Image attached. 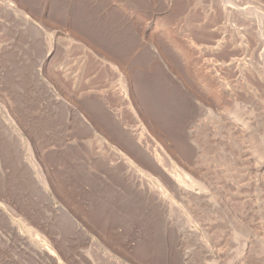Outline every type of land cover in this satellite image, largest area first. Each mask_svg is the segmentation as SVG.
Instances as JSON below:
<instances>
[{
    "label": "rangeland",
    "instance_id": "374dc122",
    "mask_svg": "<svg viewBox=\"0 0 264 264\" xmlns=\"http://www.w3.org/2000/svg\"><path fill=\"white\" fill-rule=\"evenodd\" d=\"M212 1L0 0V264H264V55L252 49L255 32L264 43V0H239L242 11L226 15L213 4L225 1ZM79 100L107 107L108 120L87 121L111 148L137 162L129 136L151 137L140 145L161 147L210 204L175 200L153 212L76 180L68 160L86 148L65 117L81 114ZM189 130L199 159L181 148ZM64 185H78L77 196ZM120 202L135 215L118 216ZM153 234L162 240L155 252Z\"/></svg>",
    "mask_w": 264,
    "mask_h": 264
},
{
    "label": "bare ground",
    "instance_id": "6f19581e",
    "mask_svg": "<svg viewBox=\"0 0 264 264\" xmlns=\"http://www.w3.org/2000/svg\"><path fill=\"white\" fill-rule=\"evenodd\" d=\"M212 1V0H211ZM216 1V0H214ZM225 1L224 4H219V3H213L216 5V7H214V9H217L216 11H220V14L222 13V15H226V11H228V13H237L242 11V9L240 8L239 4V0H223ZM258 1V0H257ZM213 2V1H212ZM218 2V1H217ZM222 2V1H221ZM212 5V4H210ZM229 7H228V6ZM214 6V5H213ZM211 8V6H210ZM213 9V8H212ZM11 10V9H10ZM116 12V11H115ZM119 12V11H118ZM210 12V10H209ZM212 12V11H211ZM210 12V13H211ZM214 12V11H213ZM212 12V15H213ZM244 12V11H243ZM246 12V11H245ZM245 12L241 15V17L243 16V18H245L246 20H249L250 17L248 15H245ZM250 12V9H249ZM120 13V12H119ZM242 13V12H241ZM239 13V14H241ZM248 13V12H247ZM216 14V13H215ZM219 14V12H218ZM252 14V12H251ZM217 15V14H216ZM195 17V16H194ZM212 17V16H211ZM218 17V16H217ZM216 17V20H217ZM255 17V16H254ZM184 18V17H183ZM188 18V17H187ZM208 18V17H207ZM214 19V18H213ZM210 20V21H214V20ZM244 19V20H245ZM254 19V18H253ZM215 20V21H216ZM245 20V21H246ZM127 21V20H126ZM214 21V22H215ZM251 21H254L251 19ZM256 21V20H255ZM120 22V21H119ZM209 22V21H208ZM248 22V21H247ZM250 22V20H249ZM212 23V22H211ZM216 23V22H215ZM202 24V23H201ZM217 24V23H216ZM249 24V23H248ZM254 24V23H253ZM214 25V24H213ZM255 25V24H254ZM259 25V24H258ZM210 26V25H207ZM212 26V25H211ZM252 26V25H250ZM261 26V25H260ZM254 27V26H253ZM251 29H254V28ZM262 27V26H261ZM206 28V25H205ZM250 29V30H251ZM259 30V29H258ZM196 31V30H195ZM252 31H255L252 30ZM251 31V32H252ZM257 31V30H256ZM208 32V31H207ZM209 35L211 34L210 31L208 32ZM254 33V32H253ZM260 34V33H259ZM251 35H254L251 33ZM255 38L254 41H252L253 45H252V49L253 51L258 54L259 56L264 55V43L261 41V39L257 36V33L255 32ZM202 37V36H201ZM262 37V36H261ZM121 38V37H120ZM190 42V41H188ZM144 46V45H143ZM193 46V45H192ZM145 49V48H144ZM144 51V50H143ZM154 54V53H153ZM258 56V57H259ZM264 57V56H262ZM157 58V57H156ZM264 59V58H262ZM99 60V59H98ZM185 60V59H184ZM101 61V60H100ZM96 62V61H95ZM136 62V61H135ZM186 62V61H185ZM264 63V62H263ZM157 65V64H156ZM263 65V64H262ZM94 66V65H93ZM99 66V64H98ZM105 66V65H104ZM108 66V65H106ZM102 67V66H101ZM106 68V67H105ZM110 68V67H109ZM187 68V67H186ZM92 70V69H91ZM94 70V69H93ZM108 70V68H107ZM140 70V69H139ZM258 70V69H257ZM105 71V70H104ZM163 72V71H162ZM260 72V71H259ZM257 72V73H259ZM103 73V72H102ZM107 73V72H106ZM135 73V72H134ZM133 73V74H134ZM158 73V72H157ZM161 73V71H160ZM91 74V73H90ZM143 74V73H142ZM156 74V73H155ZM166 74V73H165ZM89 75V74H88ZM97 75V74H96ZM102 75V74H101ZM110 75V74H109ZM136 76L138 75L137 73L135 74ZM141 75V74H140ZM67 76V75H66ZM69 76V75H68ZM105 76V75H104ZM134 76V75H133ZM135 76V77H136ZM144 76V75H143ZM257 76V75H256ZM138 77V76H137ZM164 77V76H163ZM260 77V80L263 78ZM64 78V77H63ZM85 78V77H84ZM114 78V77H113ZM152 78V77H151ZM156 78V77H155ZM158 78V77H157ZM156 78V79H157ZM105 79V78H104ZM103 79V82L105 81ZM137 79V78H136ZM140 79V78H138ZM88 80V79H87ZM96 80V79H95ZM99 80V79H98ZM107 80V79H106ZM135 80V78L133 79V81ZM142 80V79H141ZM148 80V79H147ZM151 80V79H150ZM149 80V81H150ZM165 80V79H164ZM70 81V80H69ZM72 81V80H71ZM101 81V80H100ZM139 81V80H138ZM145 81V80H144ZM155 81V80H154ZM264 81V80H263ZM102 82V83H103ZM171 82V81H170ZM65 83V81H64ZM78 83V82H77ZM89 82H87L88 84ZM118 83V82H117ZM138 83V82H137ZM63 84V83H62ZM86 84V82H85ZM86 84V85H87ZM97 84V83H96ZM139 84V83H138ZM141 84V83H140ZM143 84V83H142ZM155 84V83H154ZM162 84V83H161ZM64 85V84H63ZM85 85V86H86ZM90 83L87 85L86 88H89ZM107 84H105L106 86ZM120 85V84H119ZM117 85L118 87V98H120L121 100H126L127 98V93L123 90L124 87L122 85ZM134 85V84H133ZM153 85V84H152ZM96 86V85H95ZM93 86V87H95ZM110 86V85H109ZM108 86V87H109ZM142 86V85H141ZM162 86V85H161ZM177 86V85H176ZM67 87V86H66ZM74 89L70 92V95H72V98H76L78 95H76L79 90L77 91L75 89V86H73ZM107 87V86H106ZM111 87V86H110ZM145 87V86H144ZM152 87V86H151ZM68 88V87H67ZM85 88V89H86ZM92 88V87H90ZM98 88V87H97ZM82 89V88H81ZM94 89V88H92ZM109 89V88H108ZM112 91H115V88H111ZM110 89V90H111ZM158 89V88H157ZM187 89V88H186ZM185 89V90H186ZM70 90V89H69ZM107 90V89H106ZM142 90V89H141ZM77 91V93H76ZM91 93V89L87 90ZM137 91V90H136ZM139 91V90H138ZM148 91V89H147ZM146 91V92H147ZM150 91V90H149ZM95 92V91H94ZM105 92V91H103ZM109 92V91H108ZM157 92V91H156ZM68 93V92H67ZM98 93V92H97ZM167 93V92H166ZM170 93V92H169ZM173 93V91H172ZM84 94V93H83ZM82 94V96H83ZM116 94V93H114ZM105 95V94H104ZM113 95V94H112ZM149 95V94H148ZM89 96V95H87ZM91 96V95H90ZM140 96V95H139ZM84 97V96H83ZM82 97V99H83ZM113 97V96H112ZM159 97V96H158ZM174 97V96H172ZM189 97V96H188ZM70 98V97H69ZM91 98V97H90ZM93 98V97H92ZM96 98V97H95ZM166 98V97H165ZM183 98V97H182ZM77 99V98H76ZM89 99V98H88ZM143 99V97H142ZM78 100V99H77ZM90 100V99H89ZM114 100V99H112ZM73 101V100H72ZM81 101V100H79ZM78 101V102H79ZM105 101V100H104ZM109 101V100H108ZM159 101V100H158ZM165 102V101H164ZM80 103V102H79ZM107 103V102H106ZM105 103V104H106ZM122 103V102H121ZM152 103V102H151ZM187 103V102H186ZM82 104V111L84 113H86V116L81 117L82 115V111L81 114L78 112V110H74V109H70L66 112L67 117L66 118H70L71 122H72V129L71 131H73V135H75L74 137L79 139L81 141V145H83L86 148V153L83 154V156L81 158L78 157L77 154H74L71 156L69 161V165L73 166L71 167L72 169L74 168V176L76 177V180L83 182L85 184H87V186L89 185L93 190V193L99 194V196L101 195V198L103 197L104 199L109 201H118V200H129L132 199L136 201V205L138 206H142L146 209H149L151 211H159L162 210L166 207H169L174 203V201H179L180 203H182L185 207L187 204H190V201H195L196 204L199 205H205L207 206V198L205 197V194L203 192L202 189H205V187L201 184H199L198 181H195L191 176L185 174L184 172H182L181 170L177 169L173 163L171 162V160L166 156V154L157 146H155V149L149 150L147 148L148 147V142L146 143V145H140L143 144L146 141H150L151 137H145L146 139H144L143 143H136L135 141H132L130 136H129V141L131 142V147L133 149L132 152H134L136 155V159L137 162L134 161L133 159H131V157H129L127 154H123L119 149L115 148H111L109 143L107 142V139H105L104 137H101L99 135H97V129L93 126L92 123H88V121L92 122L93 120L96 119V117H98V115H103L105 116L106 113H108L107 116V120L109 118V112L107 110V107H104V104L96 105V103H92L90 101H81ZM111 104V103H110ZM147 104V103H146ZM188 104V103H187ZM165 106V104H163ZM184 105V104H183ZM107 106V105H106ZM120 106V105H119ZM147 106V105H146ZM151 106V105H150ZM64 107V106H63ZM81 107V105H80ZM145 107V106H144ZM158 107V106H157ZM172 107V106H171ZM109 108V107H108ZM115 108V107H114ZM147 108V107H146ZM111 109V108H110ZM116 109V108H115ZM172 109V108H171ZM191 109V108H189ZM194 110V108L192 109ZM197 113L196 114H200L199 112H205V114L210 117L211 116V110L209 109H204L201 106L197 107ZM155 111V110H154ZM171 111V110H170ZM184 111V110H182ZM189 111V110H187ZM180 112V111H179ZM191 112V111H190ZM65 114V115H66ZM192 114V113H191ZM85 115V114H83ZM102 116V117H103ZM178 116V115H177ZM186 116V115H185ZM86 117V118H85ZM101 116L99 118H102ZM172 117V116H171ZM188 117V116H187ZM63 118V117H62ZM191 118V117H189ZM207 118V117H206ZM211 118V117H210ZM105 119V118H103ZM161 119V118H160ZM164 119V118H163ZM235 119V118H234ZM233 119V120H234ZM52 120V119H51ZM61 120V119H60ZM67 120V119H66ZM88 120V121H87ZM188 120V119H186ZM185 120V121H186ZM232 120V119H231ZM238 119H235L232 124L231 129L233 128L234 130L238 128ZM49 121V120H48ZM100 121V120H99ZM104 123V122H103ZM185 123V122H184ZM237 123V124H236ZM92 124V125H91ZM109 124V123H107ZM183 124V123H182ZM195 123L192 125L194 126ZM242 125V124H240ZM239 125V127H240ZM104 126V125H103ZM186 127L184 124L182 125V130L184 129V127ZM244 126V125H243ZM194 127H199V125H195ZM242 127V126H241ZM240 127V128H241ZM107 128V127H106ZM143 128V127H141ZM138 129V128H137ZM190 129V128H189ZM181 130V129H180ZM192 131V130H191ZM184 132V131H183ZM145 133V130H144ZM182 133V132H181ZM185 133V132H184ZM237 133V132H236ZM139 134V133H138ZM141 134V133H140ZM187 135L184 136L183 140L184 142H182L181 148L184 149V151H189V153L191 154V151L193 152L194 156L196 159H199L201 156V153H203V149H202V144H200L199 140H197L196 138H194V136L189 132L186 133ZM126 135V134H125ZM131 135V134H130ZM140 136V135H139ZM73 137V136H72ZM73 137V138H74ZM127 137V136H126ZM134 139V138H133ZM205 139V138H204ZM136 140V138H135ZM138 140V139H137ZM136 140V141H137ZM142 140V137H139V141ZM207 140V139H205ZM214 143H216V147L219 145L218 141L215 139V137H213ZM143 141V140H142ZM201 141V140H200ZM203 141V140H202ZM201 141V142H202ZM233 144V143H232ZM156 145V144H155ZM130 146V144H129ZM153 145H150V147ZM215 146L213 148H216ZM182 150V149H181ZM218 151V150H217ZM182 152V151H181ZM219 153V152H218ZM133 154V153H132ZM191 156V155H190ZM134 158V156H133ZM59 160V159H58ZM190 160V159H189ZM59 162H61V159L59 160ZM67 164V165H68ZM34 165H36L34 163ZM62 166V165H61ZM72 177V176H71ZM74 178V177H73ZM64 180V179H63ZM67 180V179H66ZM74 180V179H73ZM73 182V181H71ZM75 182V180H74ZM76 183V182H75ZM78 183V182H77ZM69 184V183H68ZM72 185H75L72 183ZM80 185H82L80 183ZM79 185V186H80ZM78 186V185H77ZM75 186L74 189L71 190H75L77 189ZM65 187V185H64ZM68 188V189H70ZM67 188L65 187V190ZM67 189V190H68ZM222 189V188H221ZM220 189V190H221ZM81 190V186L79 188V191ZM223 190V189H222ZM41 196L44 195L46 198V192L44 190H41ZM69 191V190H68ZM78 191V189H77ZM76 190L73 192L75 194V192H77ZM67 192V191H66ZM89 192V191H88ZM135 192V194L133 193ZM221 192V191H220ZM224 192V191H222ZM83 194V192H81ZM92 193V192H91ZM90 193V195H91ZM92 193V194H93ZM70 194H72V192H70ZM79 194V192H78ZM69 195V194H68ZM76 195V194H75ZM74 195V196H75ZM86 195V194H85ZM88 195V194H87ZM70 196V195H69ZM77 196V195H76ZM83 197V195H81ZM94 196V194H93ZM97 196V197H99ZM89 197V195H88ZM92 197V196H91ZM90 197V198H91ZM44 198V197H43ZM86 198V197H85ZM100 199V198H99ZM98 200V199H97ZM106 200H104L103 202H107ZM125 200V201H127ZM122 201V202H123ZM131 201V200H130ZM175 201V202H176ZM119 202V201H118ZM209 202V201H208ZM116 203V202H115ZM121 203V202H120ZM128 203V202H127ZM125 202L121 203L123 206L120 208H116L118 210L117 215L118 216H123L124 219V215L128 216L129 214L131 216L135 215V214H127V212L125 213L126 210H128V205ZM177 203V202H176ZM179 203V204H180ZM193 203V202H191ZM105 204V203H104ZM110 204V203H109ZM112 204V203H111ZM117 204V203H116ZM134 204V205H133ZM132 204L131 209H134L138 212V208L136 209L135 203ZM181 204V206H183ZM210 204V203H209ZM208 204V205H209ZM103 205V204H102ZM106 205V204H105ZM108 205V203H107ZM192 205V204H191ZM194 205V204H193ZM109 206V205H108ZM107 206V207H108ZM190 206V205H188ZM104 207V205H103ZM107 207L105 208V210L107 209ZM119 207V206H117ZM175 207V206H174ZM191 207V206H190ZM111 208V207H108ZM130 208V207H129ZM171 208V207H170ZM189 208V207H188ZM192 208V207H191ZM114 209V208H113ZM115 209V210H116ZM143 210V211H146ZM167 209V210H168ZM172 209V208H171ZM187 209V208H186ZM185 209V210H186ZM205 209V208H203ZM130 210V209H129ZM148 210V211H149ZM133 211V210H132ZM134 211V212H136ZM182 211V210H181ZM191 211V210H189ZM186 212L190 213V212ZM98 212V211H97ZM185 212V214H186ZM194 212V211H192ZM112 213V212H111ZM139 213V212H138ZM137 213V214H138ZM144 213V212H143ZM147 213V212H146ZM158 213V212H157ZM115 214V213H114ZM124 214V215H123ZM141 214V212H140ZM145 214V213H144ZM155 214V213H153ZM152 214V215H153ZM183 214V213H182ZM191 214V213H190ZM195 214V213H194ZM105 215V214H104ZM139 215V214H138ZM148 214H146L147 216ZM196 215V214H195ZM130 216V218H131ZM142 218V214L140 215ZM139 216V217H140ZM145 216V215H144ZM155 216V215H153ZM103 217V216H102ZM129 217V216H128ZM149 217V216H148ZM146 218L147 220L149 218ZM183 219H185L188 223V220L186 218V216L184 217L182 215ZM195 217V216H194ZM120 218V217H119ZM122 218V217H121ZM144 218V217H143ZM151 218V217H150ZM117 219V218H116ZM151 219H154L151 218ZM198 219V218H197ZM120 220V219H119ZM117 219V221H119ZM145 220V222L147 221ZM132 221V220H131ZM129 220V223L131 222ZM144 221V220H143ZM151 221V220H150ZM153 221V220H152ZM8 222V221H7ZM121 222V221H120ZM122 222H124V220H122ZM142 222V221H141ZM199 222V220H198ZM116 224H118L117 222H114ZM128 223V224H129ZM196 223V221H195ZM242 223V222H241ZM122 224V223H121ZM134 224V222H133ZM130 224V227L133 225ZM136 224L138 225V223L136 222ZM140 224V223H139ZM144 224V223H142ZM141 224V225H142ZM153 224V223H152ZM110 225V224H109ZM115 225V224H114ZM135 225V224H134ZM133 225V226H134ZM245 225V224H244ZM243 225V226H244ZM111 227V226H109ZM115 227L112 225V228ZM148 227V226H147ZM247 227V224L244 226ZM111 228V229H112ZM185 228V227H184ZM129 229V228H128ZM19 230V229H18ZM187 231H189V236L193 237V239H195L196 241H198L199 243H201V237H203L201 235V233L197 230V228L194 226V224L192 225V223H188ZM153 231V230H152ZM151 232V231H148ZM154 233V232H153ZM157 233V232H156ZM150 234V233H149ZM21 235V234H20ZM152 235V234H151ZM154 235V234H153ZM151 237V236H150ZM153 238H146L148 241L147 243L149 244V250L150 248H153L154 252L158 251L157 247H159L161 245L162 240H157V238H155L156 236H152ZM159 238V237H158ZM165 241V240H164ZM165 243V242H164ZM147 244V245H148ZM172 244V243H169ZM168 244V245H169ZM164 246V245H163ZM173 246V245H172ZM162 247V246H160ZM168 247V246H167ZM166 248V247H165ZM171 248V247H170ZM45 251H48L49 253H51V251L49 250V248H47L46 246H44ZM159 249V248H158ZM180 260V259H177ZM153 261V260H152ZM161 262V261H160ZM202 263V261H201ZM200 263V264H201Z\"/></svg>",
    "mask_w": 264,
    "mask_h": 264
}]
</instances>
